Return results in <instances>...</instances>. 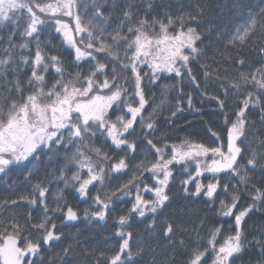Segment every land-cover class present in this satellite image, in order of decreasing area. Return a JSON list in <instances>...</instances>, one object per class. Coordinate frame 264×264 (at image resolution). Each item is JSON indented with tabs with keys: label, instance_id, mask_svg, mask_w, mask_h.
Listing matches in <instances>:
<instances>
[{
	"label": "snow or ice",
	"instance_id": "snow-or-ice-1",
	"mask_svg": "<svg viewBox=\"0 0 264 264\" xmlns=\"http://www.w3.org/2000/svg\"><path fill=\"white\" fill-rule=\"evenodd\" d=\"M0 186V264H264V0H0ZM109 218L111 254L62 231Z\"/></svg>",
	"mask_w": 264,
	"mask_h": 264
},
{
	"label": "trees",
	"instance_id": "trees-1",
	"mask_svg": "<svg viewBox=\"0 0 264 264\" xmlns=\"http://www.w3.org/2000/svg\"><path fill=\"white\" fill-rule=\"evenodd\" d=\"M225 2L226 0H219V3L221 4H224ZM197 75L199 77L198 73ZM174 82L175 81H172V80L163 81V83H167V84H172ZM152 91L156 93L157 102H158L159 89L154 88L152 89ZM184 91L185 93H191L195 97L193 101L195 108L200 109L201 112L203 111V128H202V123H201L202 115H196L195 113H190L186 110L184 115L181 116L176 121V125L177 127H184L186 126L188 122H192L193 126L191 128L185 127V130L179 132L178 135L181 137L191 135V138L197 142L208 143L210 141L208 140V136L204 131L205 127H210L212 131L221 133L222 132V127H221L222 118L218 116L217 114L213 113L212 110L216 108V105L214 103L209 102L207 99L201 101L200 96L192 88L185 87ZM208 93H209V96L218 94L217 89L215 87H208ZM176 99H177L176 92L175 91L170 92L169 97H168L169 102L175 103ZM234 102H235V98H232L230 103H234ZM167 114L168 113L165 112V115ZM249 115H250V118L252 119H258V117L254 116L253 114H249ZM10 175L12 176L13 180L19 179L18 175L15 172L11 173ZM121 179L126 180L127 177H122ZM253 182L255 183L256 181L254 180ZM173 191H176V189H173ZM19 194H27V190L24 188H21L19 192L12 193V192H8L7 190H5L4 187L0 186V198H4L8 196H12V198H16V196ZM67 198L70 203H73L74 206H76L81 211V214L83 213L84 209L89 207V204L87 203H77L73 199V197H71L70 195L67 196ZM248 202L249 201H242L241 206L242 207L246 206ZM187 203L191 210L198 211L201 216L206 214L205 212L200 211L201 209H204L207 207L203 199H199V200L194 199V200L188 201ZM122 207L126 211L129 205L125 204ZM15 211L22 214L28 211V209L21 207V208L16 209ZM118 214H124V213H118ZM113 215L115 216L117 215V213H113ZM207 215L211 216L212 213H207ZM253 222H255V224L257 225L264 223V221H261L258 217H255V216L252 217V219L248 221L249 226H252ZM57 223L59 224V220L57 221ZM146 223L147 221H145L144 223H140L139 218H134L132 220L131 227L127 230L133 232L134 243H140L145 240V237H146L145 224ZM214 223L221 224V223H224V221L215 220ZM228 223H231V221H228ZM113 224H114L113 219L109 218L106 225L92 224L86 227L85 224L80 223V224H77L75 228L68 227V228L62 229V231H64L66 234H72V235L76 234L77 231L83 232L84 235L81 237L82 241L88 238L90 240V244L92 247H98L101 251L111 254L110 252H108V250L111 248H115L117 245V239L112 237V233L115 231ZM225 228H227V224H225ZM255 234L256 233L254 231L251 232L249 238H251V235H255ZM159 243L162 245L163 241H159ZM56 250H58V248ZM157 250L160 251L161 249H157ZM247 259H248L247 255H245L242 258L243 261H247ZM237 264H241V262L237 261Z\"/></svg>",
	"mask_w": 264,
	"mask_h": 264
},
{
	"label": "flooded vegetation",
	"instance_id": "flooded-vegetation-1",
	"mask_svg": "<svg viewBox=\"0 0 264 264\" xmlns=\"http://www.w3.org/2000/svg\"><path fill=\"white\" fill-rule=\"evenodd\" d=\"M202 113H203V111H202ZM202 121H203V115H202ZM202 128H203V123H202ZM130 206V205H129Z\"/></svg>",
	"mask_w": 264,
	"mask_h": 264
},
{
	"label": "rangeland",
	"instance_id": "rangeland-1",
	"mask_svg": "<svg viewBox=\"0 0 264 264\" xmlns=\"http://www.w3.org/2000/svg\"><path fill=\"white\" fill-rule=\"evenodd\" d=\"M207 182V181H206Z\"/></svg>",
	"mask_w": 264,
	"mask_h": 264
}]
</instances>
